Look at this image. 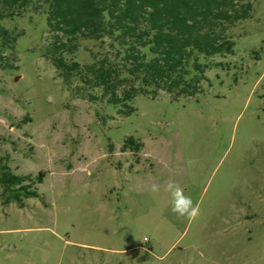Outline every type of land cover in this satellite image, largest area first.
Masks as SVG:
<instances>
[{
	"label": "rangeland",
	"instance_id": "1",
	"mask_svg": "<svg viewBox=\"0 0 264 264\" xmlns=\"http://www.w3.org/2000/svg\"><path fill=\"white\" fill-rule=\"evenodd\" d=\"M242 3L253 10L229 28L234 52L199 57V92L138 95L132 114L89 82L86 66L122 64L109 39L65 53L81 66L66 82L43 9L2 22L22 36L0 66V176L38 197L6 204L0 184V264H264V0ZM170 180L196 219L163 187L136 191Z\"/></svg>",
	"mask_w": 264,
	"mask_h": 264
},
{
	"label": "trees",
	"instance_id": "2",
	"mask_svg": "<svg viewBox=\"0 0 264 264\" xmlns=\"http://www.w3.org/2000/svg\"><path fill=\"white\" fill-rule=\"evenodd\" d=\"M33 8L46 14L55 39L49 53L66 82L79 74L81 66L70 64L65 53L76 52L80 40L111 41L122 64L106 57L86 66V71L108 102L127 107V114L134 112L128 103L138 95L155 98L165 91L174 99L195 96L206 69L199 57L232 54L235 42L229 28L250 18L253 10L242 0H0L1 67L6 68L5 51H15L22 36L2 22ZM127 142V148H138L134 138ZM25 182L26 177L10 171L0 176L3 193L8 194L6 204L38 197Z\"/></svg>",
	"mask_w": 264,
	"mask_h": 264
},
{
	"label": "clouds",
	"instance_id": "3",
	"mask_svg": "<svg viewBox=\"0 0 264 264\" xmlns=\"http://www.w3.org/2000/svg\"><path fill=\"white\" fill-rule=\"evenodd\" d=\"M170 194L171 210L180 217H187L189 220H194L199 215V206L194 205L190 196L185 195L184 189L175 180H170L163 186L160 183L152 182L150 184L138 182L136 184L137 192L148 191L158 193L161 188Z\"/></svg>",
	"mask_w": 264,
	"mask_h": 264
}]
</instances>
